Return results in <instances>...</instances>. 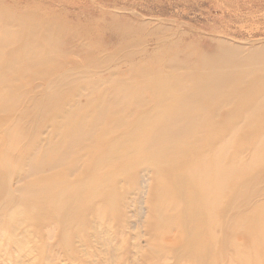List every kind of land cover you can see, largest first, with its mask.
Segmentation results:
<instances>
[{
  "label": "bare ground",
  "instance_id": "obj_1",
  "mask_svg": "<svg viewBox=\"0 0 264 264\" xmlns=\"http://www.w3.org/2000/svg\"><path fill=\"white\" fill-rule=\"evenodd\" d=\"M15 13L0 1V257L264 264V50L202 54L189 72L156 56L104 79L106 62L41 53L38 13ZM215 111H245L244 166L225 169L231 144L215 152Z\"/></svg>",
  "mask_w": 264,
  "mask_h": 264
},
{
  "label": "rangeland",
  "instance_id": "obj_2",
  "mask_svg": "<svg viewBox=\"0 0 264 264\" xmlns=\"http://www.w3.org/2000/svg\"><path fill=\"white\" fill-rule=\"evenodd\" d=\"M0 1L19 13H15L11 21H18L25 12L38 13V24H32L37 29L41 53H48L56 62L61 59L69 61L70 65L65 67L67 70L82 67L95 59L106 62L103 65L106 68L101 69H107L102 72L104 79L113 71L118 80L128 77L132 75V66H149L156 56L186 61L188 66L183 71L189 72L202 54L219 55L229 47L238 49L244 58L257 50H264V0ZM59 29L62 32H58ZM126 55L132 57L124 60ZM257 73V70L253 71L254 75ZM108 86L104 85L102 90ZM12 112L5 111L2 115H12ZM244 112L231 117L225 112L214 113L215 121L225 128L215 145V152L231 144L226 151L224 165L228 171L244 166L251 155L240 149L245 132ZM6 131V127L0 129V140L6 136ZM229 182L233 184L235 180L230 179ZM228 193L225 192L226 195ZM135 197L133 200L138 209L141 206L140 209L144 208L146 212L147 204L141 197ZM137 215H131V222L137 223ZM17 237L19 241L26 239L20 233ZM39 260L31 264H37ZM0 264L12 263L0 257ZM126 264L137 263L129 260Z\"/></svg>",
  "mask_w": 264,
  "mask_h": 264
}]
</instances>
